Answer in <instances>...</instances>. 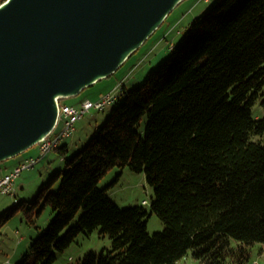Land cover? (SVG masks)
Here are the masks:
<instances>
[{
    "label": "trees",
    "instance_id": "obj_1",
    "mask_svg": "<svg viewBox=\"0 0 264 264\" xmlns=\"http://www.w3.org/2000/svg\"><path fill=\"white\" fill-rule=\"evenodd\" d=\"M171 45L142 84L122 86L79 151L68 156L65 140L55 149L64 169L35 199L0 216L1 232L20 210L32 223L46 204L55 212L16 264H54L55 251L97 228L112 248L77 264H178L189 249L201 264H244L264 244V118L253 115L264 96V0H215ZM125 166L145 173L163 230L151 234L144 206L122 208L99 185Z\"/></svg>",
    "mask_w": 264,
    "mask_h": 264
},
{
    "label": "water",
    "instance_id": "obj_2",
    "mask_svg": "<svg viewBox=\"0 0 264 264\" xmlns=\"http://www.w3.org/2000/svg\"><path fill=\"white\" fill-rule=\"evenodd\" d=\"M183 0L0 3V163L56 127L60 100L111 76Z\"/></svg>",
    "mask_w": 264,
    "mask_h": 264
},
{
    "label": "rangeland",
    "instance_id": "obj_3",
    "mask_svg": "<svg viewBox=\"0 0 264 264\" xmlns=\"http://www.w3.org/2000/svg\"><path fill=\"white\" fill-rule=\"evenodd\" d=\"M214 1L183 0L146 42L125 61L120 69L111 76L86 88L79 95L62 99L61 103L79 102L84 97H92L93 99L95 97L97 99V92L100 90L117 92L120 86H126L128 89L139 86L148 74L156 70L167 58L171 51V44L182 37L196 15L203 14ZM111 109L112 105H109L103 111L91 109L82 119L77 121L75 124L76 130L64 141L68 143V156L79 151L83 143L91 138L97 125L105 123ZM253 115L264 118V96H260L254 103ZM62 127L63 121L61 120L56 127V131L61 130ZM38 153L39 146L36 144L16 157L25 160L30 156L38 155ZM5 163L6 161L0 163V174L2 170H5ZM7 166H9L8 163ZM61 169H64V161L57 150H52L34 168L24 169L15 180L13 195L0 192V216L14 205L15 200H34L42 185L45 182L47 183L50 177ZM106 175L101 179L99 185L107 187L108 195L118 206L122 208L138 204L144 206L149 211L147 229L151 234L165 228L163 220L152 211L151 203L154 192L148 184L144 172H136L125 166L123 168L114 167ZM58 185V183L55 184L53 189H56ZM54 215L55 212L52 207L47 204L39 214L35 213L34 223L28 221L27 215L23 211L15 212L0 232V264H16L23 254L29 251L33 240L44 231ZM232 243L235 244L236 241L232 240ZM111 248L112 240L110 236L108 234L103 235L100 228L94 229L92 232H81L65 250L55 251L58 257L54 264H77L91 250L107 252ZM248 249H250V256L244 264H264L263 243L256 242ZM178 264H201V261L195 258L192 250L189 249L178 260Z\"/></svg>",
    "mask_w": 264,
    "mask_h": 264
},
{
    "label": "built area",
    "instance_id": "obj_4",
    "mask_svg": "<svg viewBox=\"0 0 264 264\" xmlns=\"http://www.w3.org/2000/svg\"><path fill=\"white\" fill-rule=\"evenodd\" d=\"M121 88L120 86L117 92H106L97 99L81 100L78 105L61 103L60 100V114L56 127L62 120V129L56 131L55 127L47 137L38 143V155L28 157L11 171L0 176V192L13 195L15 191V180L24 169L34 168L38 162L52 152V150H55L67 137H70L76 130L75 124L77 121L82 119L91 109L101 111L109 105H112L121 92Z\"/></svg>",
    "mask_w": 264,
    "mask_h": 264
},
{
    "label": "crops",
    "instance_id": "obj_5",
    "mask_svg": "<svg viewBox=\"0 0 264 264\" xmlns=\"http://www.w3.org/2000/svg\"><path fill=\"white\" fill-rule=\"evenodd\" d=\"M106 90V89H105ZM104 93H106L105 91H103V90H100L99 92H97V98H99L102 94H104ZM84 99H93L92 97H84V98H81V100H84ZM94 99H95V97H94ZM81 100L78 102H72V103H70L71 105H78L80 102H81ZM66 103V102H65ZM68 104V103H67ZM31 155H34V154H31ZM20 160H22V158H19V157H14V158H12V159H9L8 161L6 160V163H5V170H2L1 171V174L0 175H4L5 173H7L8 171H10V170H12L14 167H16L17 166V163L20 161ZM24 160H22V162H23ZM5 162V161H4ZM7 163L9 164V166H7ZM21 163V162H20ZM19 163V164H20ZM18 164V165H19ZM17 179V178H16Z\"/></svg>",
    "mask_w": 264,
    "mask_h": 264
}]
</instances>
